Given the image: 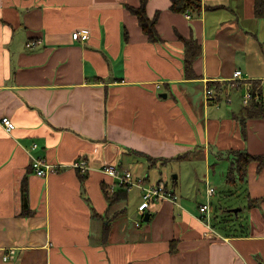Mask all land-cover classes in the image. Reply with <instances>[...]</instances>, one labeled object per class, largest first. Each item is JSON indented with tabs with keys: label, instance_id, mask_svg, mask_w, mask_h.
Instances as JSON below:
<instances>
[{
	"label": "crops",
	"instance_id": "obj_1",
	"mask_svg": "<svg viewBox=\"0 0 264 264\" xmlns=\"http://www.w3.org/2000/svg\"><path fill=\"white\" fill-rule=\"evenodd\" d=\"M254 2L201 0L193 14L147 0L163 40L152 43L126 8L140 0H0V264H264V199L247 206L264 197V166L224 178L230 151L264 157V109L248 116L242 104L252 92L264 108V11L256 17ZM78 31L87 39L74 40ZM179 36L200 45L192 78ZM197 152L206 181L194 194L183 184L199 180L187 168ZM38 156L56 171L36 175ZM81 159L86 173L74 167ZM109 164L164 182L176 200L151 203L143 221L140 189L116 186ZM106 187L127 197L109 203ZM220 197L244 199L240 230L213 225Z\"/></svg>",
	"mask_w": 264,
	"mask_h": 264
},
{
	"label": "trees",
	"instance_id": "obj_2",
	"mask_svg": "<svg viewBox=\"0 0 264 264\" xmlns=\"http://www.w3.org/2000/svg\"><path fill=\"white\" fill-rule=\"evenodd\" d=\"M146 2L147 0H140V4L137 7L127 6V10L132 15H135L137 19V23L139 24L142 33L146 36V38L152 42V43H162L163 40L159 36L157 29H156V20H157V14L153 18L147 17L146 14ZM201 0H170V6L169 9H171L172 12L176 13H187L192 12L193 14H199L201 11ZM255 6V16L258 18H261L263 16L264 11V0H255L254 2ZM180 40L184 44V50L185 53V59H184V65H185V75L192 78L195 76L192 68V62L193 60L200 54V45L197 43V41L191 37V39H185L181 36ZM211 85L215 86V91H219L221 86L219 84H213ZM262 101H256L254 98L250 99V102L246 105L247 115L251 116V114H254L255 116L260 115L261 112H263V106ZM244 122H242L243 124ZM242 133L244 134V128H242ZM230 166L225 172V181L229 184H233L236 182V180H242L244 179L246 170L248 165L252 161H256L259 163L257 170L260 171L261 168L264 166V157L259 155H249L246 151H230ZM150 160V159H149ZM105 196H107L108 202H115L119 200H124L126 196L125 192H115L110 193L107 187L104 189ZM263 198L260 199H248L247 206L248 208L254 207L255 204H258ZM105 241V236L102 238ZM170 251H174V242H171L170 244Z\"/></svg>",
	"mask_w": 264,
	"mask_h": 264
},
{
	"label": "built area",
	"instance_id": "obj_3",
	"mask_svg": "<svg viewBox=\"0 0 264 264\" xmlns=\"http://www.w3.org/2000/svg\"><path fill=\"white\" fill-rule=\"evenodd\" d=\"M189 16V15H187ZM88 35L87 32H75L72 34V38L76 40L77 38H80L81 40L87 39ZM241 76V71L236 70L234 73V78L235 77H240ZM205 98L206 100H212L216 98V94L213 92L212 88H207L205 90ZM252 92H246L242 96V104L247 105L250 99L253 97ZM257 98V97H256ZM1 124L3 128H5L7 131L12 130L13 128V123L11 119L8 117H3L1 119ZM34 148V147H33ZM74 167L79 169L80 172L86 173L88 171V167L86 164L85 159H81L77 161V163L74 164ZM31 170H33L36 175L39 176H44L47 173H51L52 171H56L55 167H50L46 160L41 157H35L33 158L31 164H30ZM104 172L109 176L114 179V184L116 186L122 187V189H125L127 191H131L133 189H140L141 195H142V201L140 202L137 210L140 212V215H144V213L147 211V208L150 206L151 203L162 200V199H167L169 197L172 200H176V197L174 194H172L166 187L164 182H158V183H150L149 181L146 180L145 175H140V174H134L131 170L129 169H120L119 167L115 165H105L103 166ZM215 192L214 187H208L206 190V193L208 196H212ZM210 207L208 204H204L199 206V211L201 213L208 212ZM4 259H8V255L3 256Z\"/></svg>",
	"mask_w": 264,
	"mask_h": 264
},
{
	"label": "rangeland",
	"instance_id": "obj_4",
	"mask_svg": "<svg viewBox=\"0 0 264 264\" xmlns=\"http://www.w3.org/2000/svg\"><path fill=\"white\" fill-rule=\"evenodd\" d=\"M191 160H192V164L191 165L187 164L188 173L191 174L190 173L191 168L194 167V165H195L196 169H197L196 171H197V173L199 175V177H198L199 180H197L196 183L193 182L194 180H191L190 182H188V184L186 182L185 184H183V187H184V189H188V190L192 191L194 194H196V192L198 190H199V192L202 191V189L204 187V182L206 181V179L203 178L204 165H203L201 152H197L195 155H193ZM210 161H211V163L215 162L216 164H219V166H220L219 170H220V168L222 166V163H220L218 161L216 151L212 152V150H211ZM213 170L214 169L212 168V171ZM148 173H150V176L153 177V175L155 174V171L154 170H152L151 172L148 171ZM175 174H176L175 171H171L170 172V170H167L165 172V178L169 182V186H171L170 178L173 175H175ZM145 177H146V180H147V176L146 175H145ZM215 178H219L218 173L215 174ZM221 186H223V185L219 184V191L221 190ZM217 196H219L218 191H217ZM243 201H244V199H242L241 197H239V199L237 201L229 200L227 198L224 199V198L220 197L219 207H221L222 211L215 216V218L213 220V222H214L213 225L214 226L218 225V227L220 229V227H221L220 224L223 225V224L226 223L231 228V230H234L235 228L237 230H240L241 229L240 225L241 224H245V222L247 221V217L245 215V212L239 210L237 213H233V212H229L228 209H239V208L241 209L243 207L242 206L243 205ZM213 204H217V201H214ZM223 207H225V208H223ZM244 209H246V208H244ZM216 221H218V222H216Z\"/></svg>",
	"mask_w": 264,
	"mask_h": 264
},
{
	"label": "water",
	"instance_id": "obj_5",
	"mask_svg": "<svg viewBox=\"0 0 264 264\" xmlns=\"http://www.w3.org/2000/svg\"><path fill=\"white\" fill-rule=\"evenodd\" d=\"M166 96V94H164L162 97L164 98ZM240 209V208H239ZM239 209H232L231 211L233 213H237L239 211ZM150 215L149 214H145L143 217V221L147 222L149 220Z\"/></svg>",
	"mask_w": 264,
	"mask_h": 264
}]
</instances>
